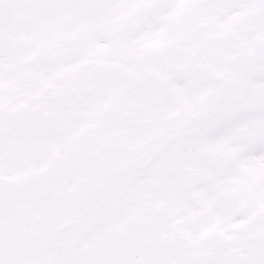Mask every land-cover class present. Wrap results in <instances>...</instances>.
<instances>
[{
    "label": "snow or ice",
    "instance_id": "snow-or-ice-1",
    "mask_svg": "<svg viewBox=\"0 0 264 264\" xmlns=\"http://www.w3.org/2000/svg\"><path fill=\"white\" fill-rule=\"evenodd\" d=\"M0 264H264V0H0Z\"/></svg>",
    "mask_w": 264,
    "mask_h": 264
}]
</instances>
